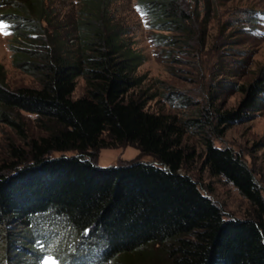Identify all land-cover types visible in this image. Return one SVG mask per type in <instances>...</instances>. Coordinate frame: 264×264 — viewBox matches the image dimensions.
I'll return each mask as SVG.
<instances>
[{
	"label": "trees",
	"instance_id": "trees-1",
	"mask_svg": "<svg viewBox=\"0 0 264 264\" xmlns=\"http://www.w3.org/2000/svg\"><path fill=\"white\" fill-rule=\"evenodd\" d=\"M66 1L0 0L11 65L37 80L10 87L0 64V122L23 141L0 165V264H39L49 252L58 264H264V191L253 170L205 136L202 167L253 207L250 216L225 217L212 190L184 170L196 152L183 145L188 129L214 120L211 132L222 134L257 110L264 72L236 87L243 94L236 109L210 106L183 121L149 111L154 94L132 93L144 79L136 70L145 55L116 17L115 0ZM199 1L192 8L184 0H136L135 7L156 31L155 45L188 46L195 34L202 45L212 1L203 0L197 33ZM78 77L85 94L73 98ZM22 111L35 115L44 135L27 137ZM124 145L150 159L95 163L100 149Z\"/></svg>",
	"mask_w": 264,
	"mask_h": 264
},
{
	"label": "rangeland",
	"instance_id": "rangeland-1",
	"mask_svg": "<svg viewBox=\"0 0 264 264\" xmlns=\"http://www.w3.org/2000/svg\"><path fill=\"white\" fill-rule=\"evenodd\" d=\"M70 1L73 0H67L66 3ZM184 1L191 3L192 8L195 7L194 0ZM211 1V18L205 23L202 45L198 43V35L195 34L188 46L183 43H179L180 46H164L155 45L151 41V33L156 31L147 28L144 16L135 7L136 0H115L116 17L129 27L134 47L145 55V61L136 70L144 79L132 93L139 95L142 92L145 96L154 94L146 103L147 110L169 114L183 121L199 118L201 110L210 106L219 110L236 109L243 98L236 87L252 83L264 72V0ZM203 4V0L198 2L200 14L192 22L193 30L197 33L203 25ZM249 11L255 16L252 23L249 21ZM9 41L10 34L3 25L0 27V64L6 71L8 84L13 88L37 86L35 77L11 65ZM84 94V80L78 77L72 97L78 98ZM20 116L27 137L45 134L37 126L34 114L22 111ZM214 124L216 122L213 120L209 128H192L185 133L183 145L193 148L196 156L184 166V170L199 182L203 191L205 188L212 190V199L221 207L225 217L250 216L253 207L248 200L224 178L211 176L202 167L203 140L208 136L215 146L230 147L240 153L264 191V99L258 103L257 110L251 111L242 121L228 126L222 134L211 132L210 128ZM22 142L12 128L0 122V165L9 159L11 144L23 146ZM134 159L146 161L150 158L142 156L137 148L124 145L100 149L95 163L100 167H108ZM55 259L53 264H58Z\"/></svg>",
	"mask_w": 264,
	"mask_h": 264
},
{
	"label": "snow or ice",
	"instance_id": "snow-or-ice-1",
	"mask_svg": "<svg viewBox=\"0 0 264 264\" xmlns=\"http://www.w3.org/2000/svg\"><path fill=\"white\" fill-rule=\"evenodd\" d=\"M2 23H0V27H2ZM41 264H53V259H52V253L49 252L47 256L43 258L41 261Z\"/></svg>",
	"mask_w": 264,
	"mask_h": 264
}]
</instances>
